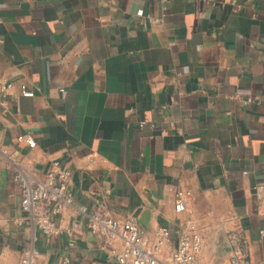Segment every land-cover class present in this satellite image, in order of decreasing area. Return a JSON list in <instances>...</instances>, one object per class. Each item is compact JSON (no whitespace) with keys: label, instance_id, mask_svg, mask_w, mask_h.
<instances>
[{"label":"crops","instance_id":"1","mask_svg":"<svg viewBox=\"0 0 264 264\" xmlns=\"http://www.w3.org/2000/svg\"><path fill=\"white\" fill-rule=\"evenodd\" d=\"M0 147V264H119L87 227L99 206L161 261L193 224L201 264H264V0H0ZM55 160L74 203L46 236L15 178Z\"/></svg>","mask_w":264,"mask_h":264},{"label":"built area","instance_id":"2","mask_svg":"<svg viewBox=\"0 0 264 264\" xmlns=\"http://www.w3.org/2000/svg\"><path fill=\"white\" fill-rule=\"evenodd\" d=\"M142 15V12H139ZM158 18H150L149 22L157 23ZM10 86V85H9ZM25 96H33V92L22 86ZM18 144H24L30 148L37 146V141L31 133H25L17 138ZM0 153H6L0 147ZM21 191V208L24 212L37 215L38 227L46 236L58 235L61 228L51 215L59 212L64 206H72L74 196L71 190L72 171L55 160L51 169L46 173L44 180L31 181L25 174H18L15 178ZM257 199L264 195V182L254 187ZM175 204L178 212L185 211L189 205L190 193L180 191ZM46 205V209L41 207ZM53 205V211L49 206ZM80 211L86 213L87 208L82 206ZM88 229L104 240L105 246H110L113 241H121L123 247L116 253L119 264H201L199 254L202 250V238L195 225L189 224L182 233L177 248L173 251L169 261H161L156 256V249L149 246L142 232L136 216L119 219L112 216L106 208L99 206L88 214ZM264 233V232H263ZM162 235H168V231L162 229ZM39 251L36 248L27 250L21 258L20 264H37L36 258ZM66 259L64 264H68ZM227 264H245L240 258H234Z\"/></svg>","mask_w":264,"mask_h":264}]
</instances>
